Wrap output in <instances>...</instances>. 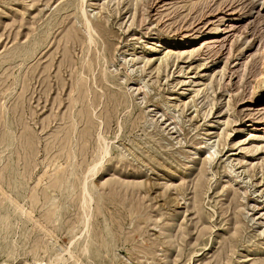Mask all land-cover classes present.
I'll return each mask as SVG.
<instances>
[{
    "label": "rangeland",
    "instance_id": "1",
    "mask_svg": "<svg viewBox=\"0 0 264 264\" xmlns=\"http://www.w3.org/2000/svg\"><path fill=\"white\" fill-rule=\"evenodd\" d=\"M38 262L264 264V0H0V264Z\"/></svg>",
    "mask_w": 264,
    "mask_h": 264
},
{
    "label": "bare ground",
    "instance_id": "2",
    "mask_svg": "<svg viewBox=\"0 0 264 264\" xmlns=\"http://www.w3.org/2000/svg\"><path fill=\"white\" fill-rule=\"evenodd\" d=\"M81 9H82V8H81ZM83 12H84V11H82L81 13H83ZM85 14H86V13H85ZM85 14H84L85 21H86L88 27L90 28V26H91V25H90V22H89L88 18L85 16ZM92 31H93V30H92ZM88 32H89V31H88ZM88 34H89V33H88ZM105 141H106V140H105ZM105 145H106V142H105ZM105 145H104V146H105ZM107 146H108V145H107ZM105 148H106V146H105ZM105 148H104V149H105ZM107 151H108V150H105V152H107ZM104 154H105V153H104ZM102 155H103V154H102ZM100 162H101V161H99V163H100ZM97 165H98V164H97ZM94 167H95V166H94ZM92 168H93V167H92ZM88 170H89V169H88ZM91 170H92V169H91ZM91 170H90V171H91ZM85 181H86V180H85ZM86 182H87V181H86ZM86 182H85V183H86ZM83 192H84V191H83ZM67 248H68V247H67ZM66 251H67V250H66ZM54 256H55V255H54ZM62 256H63V255H62ZM57 257L61 259V256H60V257L57 256ZM57 257H56V258H57ZM54 258H55V257H54ZM54 258H53V259H54ZM37 264H45V263L38 262Z\"/></svg>",
    "mask_w": 264,
    "mask_h": 264
}]
</instances>
